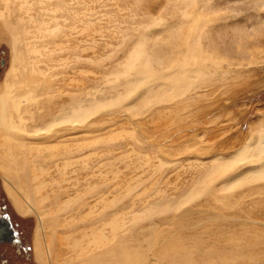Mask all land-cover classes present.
<instances>
[{
	"label": "rangeland",
	"instance_id": "374dc122",
	"mask_svg": "<svg viewBox=\"0 0 264 264\" xmlns=\"http://www.w3.org/2000/svg\"><path fill=\"white\" fill-rule=\"evenodd\" d=\"M38 1L21 23L0 0V100L13 65L18 89L36 78L49 85L35 105L20 106L31 127L75 102L121 92L137 77L115 81L137 43L155 71L168 70L191 39L220 67L206 62L202 76L190 73L180 98L145 108L142 88L86 124L58 127L51 140L15 135L5 145L0 130V219L12 235L0 245V264H42L34 256L38 237L43 249L49 245L48 264H264V183L220 191L250 165L236 164L210 192L179 203L214 162L230 160L264 131V0ZM41 22L60 31L43 36L34 28ZM151 83L162 97L163 82ZM51 145L59 148L54 156ZM8 170L21 178L11 181ZM22 181L34 204L33 188L44 185L48 200L36 212L22 214L13 204V194L22 201ZM121 225L108 248H86L98 230L110 236Z\"/></svg>",
	"mask_w": 264,
	"mask_h": 264
},
{
	"label": "bare ground",
	"instance_id": "6f19581e",
	"mask_svg": "<svg viewBox=\"0 0 264 264\" xmlns=\"http://www.w3.org/2000/svg\"><path fill=\"white\" fill-rule=\"evenodd\" d=\"M1 2L8 12H15V10L19 12L17 21L21 23L24 22L22 15H29L30 12L34 11L33 5L36 6L38 3H41L38 0L35 1L33 5L31 4V0H1ZM4 16L7 17L9 15L4 14ZM0 17H3V14L0 13ZM26 21L33 24L35 23V25L37 23L36 19H33V17L31 16H29ZM8 22L4 21L5 24H9ZM28 22H26V24ZM33 24H31V26ZM34 28H37L38 33L42 32L43 36H45V33L49 35L50 33L56 34L60 31V27H58L57 25H55L52 30H43L42 22ZM188 41L191 43V45L187 41L183 42L178 47L177 55L174 56L176 58L170 64L169 69H165L162 71L153 70L150 67L149 63L144 61L143 48L140 43H137L125 61L124 71L117 73L115 81H119L121 76L123 75H125V77H129L130 75L135 74L137 75V77L136 79H132L125 83L122 86V89L120 90L121 92L116 93V95H111L110 98L104 97L101 99L100 102L96 101L95 98H92L94 99L93 102L90 100L87 101L86 105H82L80 104V102H75L67 111L62 109L55 116H51L50 118H48L47 121H41V123L46 124L39 127H31L28 125L27 120L22 115L20 106L25 103H31L35 105L37 102V98L43 95V93L41 92H44V90L49 89V85L47 86L48 82L45 79H31L26 82V87L18 89L17 87L13 86L10 81V76H15L14 73L16 72V68L13 65L11 70L8 72V78H6L8 80L4 88L5 99L0 100V130L3 131L4 134H6L3 137V143L6 145L9 144V142H15L16 138L13 137L15 135H22L30 138H39L42 140H51L55 137L57 133H59L58 127L73 130L72 128L75 129L76 127L82 124H86L88 120L96 113L103 111L107 108L116 107L118 105H121L124 101L126 102L128 100L133 99L136 95L139 94L142 88H146V92L144 94V98L142 97L139 104L144 103L143 106L145 108H147L152 103L158 104L159 100L162 102H167L172 101L177 97L180 98L186 95L189 92V88L191 87V83L189 81L188 76L190 73H194L196 76H202L203 66L206 62L210 64L211 68L220 67L219 63L215 61L211 55L201 51L200 47L198 46V43L194 39ZM34 52L35 50L30 51V53ZM155 78H159V80L163 82V94L161 92V88H157V92H159L162 97H158L156 94L152 93V90L156 87V85L151 82H153ZM88 104L89 106H87ZM30 119L31 122H34L32 115L30 116ZM56 147L57 146L55 145L47 146L46 151L50 152V154L54 156L59 150V148ZM238 163L250 165L251 168L250 170L246 171V174L242 177L236 178L233 181L229 180L224 183L220 191H229L234 187L244 185L245 183H264V131H261L258 134V138L255 143H247L240 151L233 155L230 160L226 162H214L212 165V169L208 173H206L203 179H201L195 185L193 190L188 193L184 197V199L181 200V202H179L180 205L193 199L197 194H199V191L200 193L210 192L212 183H214L217 179L222 178L232 172L233 167H235V165ZM11 172L12 171L8 170L9 179L11 181L14 182L15 179L17 180L18 178H21L17 176L16 170H14L12 173ZM36 179H38V177L32 175V180ZM16 186L19 188V191L22 192V201L15 194H13L11 197L16 210L22 214H27L33 211L36 212L37 209L40 208V203L44 202L45 200H48L47 196L41 195V191L44 187L43 184H38L33 188V193L37 197V204L31 202L30 194L24 181L18 182V185ZM71 201H68L63 206L65 208L68 207ZM36 214L39 224H41V222H43V216L42 214ZM143 215L146 214L143 213ZM140 217H142V215H135L132 219L138 221ZM107 226L109 227L110 225L108 224ZM110 228V236H107L104 233L105 229L98 230L94 235H92V238L90 240L88 239L89 241L87 243L86 248L88 249L91 246L95 247L96 250L108 248L112 236L118 232V229H122L123 226L121 225L120 228H112L111 226ZM80 252L83 253V251ZM86 252L84 251V253ZM34 256L35 259L42 264H48V260L50 259L49 245L46 243L43 249L39 237L35 242ZM128 263L132 264L130 259H128Z\"/></svg>",
	"mask_w": 264,
	"mask_h": 264
},
{
	"label": "flooded vegetation",
	"instance_id": "af4514ba",
	"mask_svg": "<svg viewBox=\"0 0 264 264\" xmlns=\"http://www.w3.org/2000/svg\"><path fill=\"white\" fill-rule=\"evenodd\" d=\"M11 236L9 222L5 219H0V245L11 242Z\"/></svg>",
	"mask_w": 264,
	"mask_h": 264
}]
</instances>
